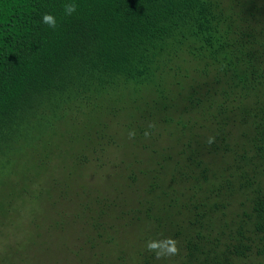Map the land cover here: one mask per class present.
<instances>
[{
    "label": "trees",
    "instance_id": "16d2710c",
    "mask_svg": "<svg viewBox=\"0 0 264 264\" xmlns=\"http://www.w3.org/2000/svg\"><path fill=\"white\" fill-rule=\"evenodd\" d=\"M66 3L77 5L71 16ZM127 106L140 112L133 137L147 134L151 154L124 185L138 196L117 214L150 225L135 264H264V0H0L5 178L17 168L13 146L69 138L78 122L100 128ZM167 121L178 126L176 149L156 147ZM94 135V154L77 162L100 165ZM116 206L99 196L74 216L86 215L94 241L114 228L104 217ZM165 238L178 251L157 259L147 242Z\"/></svg>",
    "mask_w": 264,
    "mask_h": 264
},
{
    "label": "rangeland",
    "instance_id": "374dc122",
    "mask_svg": "<svg viewBox=\"0 0 264 264\" xmlns=\"http://www.w3.org/2000/svg\"><path fill=\"white\" fill-rule=\"evenodd\" d=\"M185 81L188 84L189 79ZM172 88L179 90V85ZM180 93L183 96L186 90ZM181 102L180 98L176 101ZM139 113L127 106L115 117L104 116L100 128L78 122L67 127L64 136L69 138L58 139L55 134L43 141L13 146L14 156L10 162L17 166L15 172L5 178L6 166L0 170V264H111L117 256L124 258L123 264H135L142 249L138 237L143 236L150 225L144 221L128 223L117 218V214L120 209H127L138 196L136 190L132 192L124 185L130 181L129 175L139 178L140 163L151 155L142 148L148 143L147 134L130 135H136L138 131ZM160 115L171 114L166 111ZM165 125L163 137L157 141L158 148L165 141H171L174 147L180 136L174 121H167ZM94 133L103 136L100 165L95 161L77 162L85 155L94 154L90 150L96 145L93 144ZM183 139L187 140V136ZM150 144L152 146V142ZM154 150L156 160L165 159L166 153L161 149ZM26 178L34 182L25 193L19 190L25 188ZM62 189H65L63 197ZM99 196L117 201V206L104 217L106 222L114 224V228L107 230L104 238L92 241L88 236L90 225L86 223V215L76 218L74 214L80 204L95 201ZM95 207L96 203L90 210L95 211ZM52 220L62 221L60 226H55Z\"/></svg>",
    "mask_w": 264,
    "mask_h": 264
},
{
    "label": "clouds",
    "instance_id": "9594fccd",
    "mask_svg": "<svg viewBox=\"0 0 264 264\" xmlns=\"http://www.w3.org/2000/svg\"><path fill=\"white\" fill-rule=\"evenodd\" d=\"M64 14L66 16L73 15L77 10V5L74 3H66L64 6ZM42 23L48 25L50 28L55 29L57 26L56 18L52 14H43ZM134 135V133H130ZM147 248L149 251L155 252L157 259L162 257L175 255L178 251L176 247V241L171 238H165L164 240H152L147 242Z\"/></svg>",
    "mask_w": 264,
    "mask_h": 264
}]
</instances>
